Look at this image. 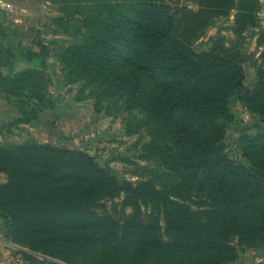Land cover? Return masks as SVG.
I'll return each instance as SVG.
<instances>
[{
    "label": "trees",
    "instance_id": "obj_1",
    "mask_svg": "<svg viewBox=\"0 0 264 264\" xmlns=\"http://www.w3.org/2000/svg\"><path fill=\"white\" fill-rule=\"evenodd\" d=\"M50 1L59 5L61 25L72 19L77 29L64 51L76 64L71 80L94 85L96 103L124 96V109L137 111L126 118L127 134L145 132L144 154L174 180L159 188L142 180L119 183L77 148L0 145V214L8 240L25 249L23 258L31 264H235L239 251L264 248V128L236 140L246 165L233 161L224 144L232 96L264 121V67L252 87L238 82L237 45L257 25L259 0H190L196 9H172L166 0ZM231 10L230 45L218 38L207 50H193L211 21ZM256 44L263 62L264 28ZM8 48L0 43V65L9 68L12 62L2 60ZM17 49L9 48L11 59ZM30 53L21 55L39 58ZM28 115L24 110L16 121L29 122Z\"/></svg>",
    "mask_w": 264,
    "mask_h": 264
},
{
    "label": "rangeland",
    "instance_id": "obj_2",
    "mask_svg": "<svg viewBox=\"0 0 264 264\" xmlns=\"http://www.w3.org/2000/svg\"><path fill=\"white\" fill-rule=\"evenodd\" d=\"M166 1L172 9L182 5L196 9L190 0ZM8 2L11 10L0 7V43L9 48L16 46L20 53L11 59L8 48L2 60L12 62V66L0 65V145L36 141L77 148L92 155L119 183L142 180L159 188L174 180L156 158L144 154L143 144L148 140L145 132L127 134L126 118L137 117L134 115L137 111L128 113L124 109V96L111 95L96 103L94 85L84 78L71 80L75 74L71 67L76 64L70 62L64 51L76 41L77 29L72 19L61 25L59 5L50 0ZM259 3L256 27L246 29L237 45L242 52L238 82L245 87L253 86L258 68L264 67L259 57L262 47L256 44L257 31L264 28V0ZM234 13L231 10L226 16L214 18L205 32L191 43L193 50H207L218 38L230 45L234 39L231 31ZM33 40L38 42L33 44ZM25 53L39 58L29 62L21 55ZM41 56L43 62L39 60ZM53 98L56 100L50 104ZM229 106L233 121L226 128L225 150L233 161L246 165L236 140L241 132L262 130L264 121L246 113L235 96L230 98ZM32 107L33 111L29 112ZM24 110L32 116L31 121H16L24 116ZM4 180L5 175L0 173V182ZM110 203L107 201L106 205ZM5 232L6 220L0 214V264H31L21 254L25 249L10 242ZM34 255L39 260L47 258ZM235 264H264V248L239 251Z\"/></svg>",
    "mask_w": 264,
    "mask_h": 264
},
{
    "label": "built area",
    "instance_id": "obj_3",
    "mask_svg": "<svg viewBox=\"0 0 264 264\" xmlns=\"http://www.w3.org/2000/svg\"><path fill=\"white\" fill-rule=\"evenodd\" d=\"M0 7L3 8V9H6V10H11V6L8 2V0H0ZM248 113V112H246Z\"/></svg>",
    "mask_w": 264,
    "mask_h": 264
},
{
    "label": "crops",
    "instance_id": "obj_4",
    "mask_svg": "<svg viewBox=\"0 0 264 264\" xmlns=\"http://www.w3.org/2000/svg\"><path fill=\"white\" fill-rule=\"evenodd\" d=\"M9 1V0H8Z\"/></svg>",
    "mask_w": 264,
    "mask_h": 264
}]
</instances>
